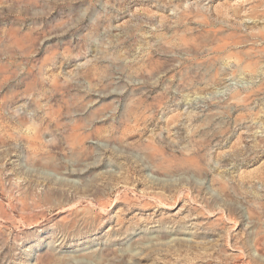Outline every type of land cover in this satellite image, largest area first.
I'll return each mask as SVG.
<instances>
[{
  "label": "rangeland",
  "instance_id": "obj_1",
  "mask_svg": "<svg viewBox=\"0 0 264 264\" xmlns=\"http://www.w3.org/2000/svg\"><path fill=\"white\" fill-rule=\"evenodd\" d=\"M0 264H264V0H0Z\"/></svg>",
  "mask_w": 264,
  "mask_h": 264
}]
</instances>
